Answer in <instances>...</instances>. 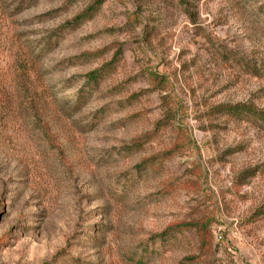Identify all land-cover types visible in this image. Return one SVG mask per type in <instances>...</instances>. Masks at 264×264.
I'll use <instances>...</instances> for the list:
<instances>
[{
  "label": "rangeland",
  "instance_id": "374dc122",
  "mask_svg": "<svg viewBox=\"0 0 264 264\" xmlns=\"http://www.w3.org/2000/svg\"><path fill=\"white\" fill-rule=\"evenodd\" d=\"M93 2L0 0V264H264V0Z\"/></svg>",
  "mask_w": 264,
  "mask_h": 264
},
{
  "label": "trees",
  "instance_id": "16d2710c",
  "mask_svg": "<svg viewBox=\"0 0 264 264\" xmlns=\"http://www.w3.org/2000/svg\"><path fill=\"white\" fill-rule=\"evenodd\" d=\"M105 0H94L93 3L88 5L84 10L74 15L71 19L65 21L62 25H60L55 31L58 29H66V28H74L80 25L84 20L90 18L104 3ZM103 67L97 68L87 75V81L95 82L99 78L103 76ZM223 109L227 113H246L252 115L253 119L258 123L264 125V112L262 110H255L252 107L247 106V104L239 103L235 105H227L224 106Z\"/></svg>",
  "mask_w": 264,
  "mask_h": 264
}]
</instances>
